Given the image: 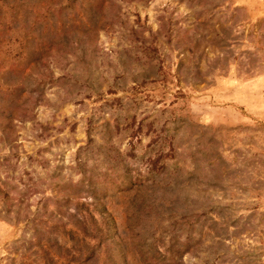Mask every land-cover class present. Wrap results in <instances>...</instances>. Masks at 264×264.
I'll list each match as a JSON object with an SVG mask.
<instances>
[{
	"label": "rangeland",
	"instance_id": "1",
	"mask_svg": "<svg viewBox=\"0 0 264 264\" xmlns=\"http://www.w3.org/2000/svg\"><path fill=\"white\" fill-rule=\"evenodd\" d=\"M0 264H264V0H0Z\"/></svg>",
	"mask_w": 264,
	"mask_h": 264
}]
</instances>
